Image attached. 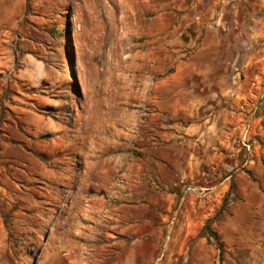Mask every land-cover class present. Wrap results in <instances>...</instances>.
I'll return each mask as SVG.
<instances>
[{"label": "rangeland", "instance_id": "374dc122", "mask_svg": "<svg viewBox=\"0 0 264 264\" xmlns=\"http://www.w3.org/2000/svg\"><path fill=\"white\" fill-rule=\"evenodd\" d=\"M263 250L264 0H0V264Z\"/></svg>", "mask_w": 264, "mask_h": 264}, {"label": "crops", "instance_id": "0c3cea01", "mask_svg": "<svg viewBox=\"0 0 264 264\" xmlns=\"http://www.w3.org/2000/svg\"><path fill=\"white\" fill-rule=\"evenodd\" d=\"M256 264H264V250L259 255V259L257 260Z\"/></svg>", "mask_w": 264, "mask_h": 264}, {"label": "trees", "instance_id": "16d2710c", "mask_svg": "<svg viewBox=\"0 0 264 264\" xmlns=\"http://www.w3.org/2000/svg\"><path fill=\"white\" fill-rule=\"evenodd\" d=\"M205 230H206V232H208V235H213L214 234V232L212 231V229L209 226V223L206 224Z\"/></svg>", "mask_w": 264, "mask_h": 264}, {"label": "built area", "instance_id": "2783aa9c", "mask_svg": "<svg viewBox=\"0 0 264 264\" xmlns=\"http://www.w3.org/2000/svg\"><path fill=\"white\" fill-rule=\"evenodd\" d=\"M191 188H189V190H190Z\"/></svg>", "mask_w": 264, "mask_h": 264}]
</instances>
